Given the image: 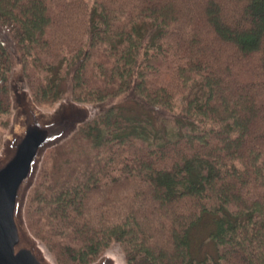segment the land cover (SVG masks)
I'll list each match as a JSON object with an SVG mask.
<instances>
[{"label": "trees", "instance_id": "obj_1", "mask_svg": "<svg viewBox=\"0 0 264 264\" xmlns=\"http://www.w3.org/2000/svg\"><path fill=\"white\" fill-rule=\"evenodd\" d=\"M16 63L39 106L106 104L27 198L57 264H264V0H0L4 125Z\"/></svg>", "mask_w": 264, "mask_h": 264}, {"label": "water", "instance_id": "obj_2", "mask_svg": "<svg viewBox=\"0 0 264 264\" xmlns=\"http://www.w3.org/2000/svg\"><path fill=\"white\" fill-rule=\"evenodd\" d=\"M12 124L0 151V264H55L29 231L24 207L43 157L106 104L60 100L51 112L34 101L24 73L10 77ZM93 264H120L104 255Z\"/></svg>", "mask_w": 264, "mask_h": 264}, {"label": "rangeland", "instance_id": "obj_3", "mask_svg": "<svg viewBox=\"0 0 264 264\" xmlns=\"http://www.w3.org/2000/svg\"><path fill=\"white\" fill-rule=\"evenodd\" d=\"M8 34V33H7ZM8 36H10V37H8L9 39H11V35H9L8 34ZM20 71H22L23 72V69H22V67L19 65V63H16V66L12 69V71H11V75L12 76H15L16 74H18V72H20ZM24 76H25V74H24ZM25 80H26V78H25ZM27 84V83H26ZM28 87V86H27ZM10 92V91H9ZM11 97V96H10ZM64 98H71L72 99V97H71V94L70 93H66L65 94V97ZM64 98L62 99V100H64ZM60 102V101H59ZM59 102H57L55 105H53V106H50V107H42V106H40L43 110H45V111H47V112H51L52 110H54V108L57 106V104L59 103ZM39 106V105H38ZM98 110H99V108L97 109H93L92 108V110H91V117L92 116H94V114L96 113V112H98ZM2 117H5V115L4 116H1L0 117V120H1V118ZM12 117H13V111H12V102H11V110H10V119H9V122L6 124V125H4L3 123H0V151L2 150V148H3V142H4V139H5V137L8 135V133L10 132V127H11V124H12ZM86 123V122H85ZM78 130V129H77ZM76 130V131H77ZM75 131V132H76ZM74 134V133H73ZM47 152V151H46ZM45 156V155H44ZM43 159H44V157H43ZM42 164V163H41ZM41 166V165H40ZM40 169V168H39ZM38 175V174H37ZM36 179H37V177H36ZM36 181V180H35ZM34 184H35V182H34ZM34 184L32 185V187L34 186ZM31 187V188H32ZM31 190V189H30ZM30 190H29V192H28V195H29V193H30ZM28 195H27V198H28ZM26 202H27V199H26ZM25 205H26V203H25ZM24 218H25V207H24ZM25 222H26V218H25ZM26 225H27V222H26ZM27 227H28V225H27ZM28 229H29V227H28ZM29 231H30V229H29ZM31 232V231H30ZM31 234H32V232H31ZM33 235V234H32ZM34 236V235H33ZM35 237V236H34ZM35 239L39 242V244L41 245V247L42 248H44L45 250H46V253H47V255L52 259V261L55 263V264H57V262H56V260H55V258L53 257V255H52V253L48 250V248L45 246V244L41 241V240H39L38 238H36L35 237ZM44 250V251H45ZM104 255H110V256H112L115 260L117 259V260H119V262L118 263H120V264H127V262H126V259H125V255H124V252H123V250H122V247H121V245L119 244V243H112L110 246H109V248H107L106 250H105V252H104V254L102 255V256H104ZM102 256H100V257H102ZM99 257V258H100ZM99 258L97 259V260H99ZM97 260H95L94 262H97ZM116 260V261H117ZM94 262H92L91 264H93Z\"/></svg>", "mask_w": 264, "mask_h": 264}, {"label": "bare ground", "instance_id": "obj_4", "mask_svg": "<svg viewBox=\"0 0 264 264\" xmlns=\"http://www.w3.org/2000/svg\"><path fill=\"white\" fill-rule=\"evenodd\" d=\"M44 249V248H43ZM45 250V249H44ZM45 252H46V250H45ZM117 260V259H116ZM118 262H119V260H117Z\"/></svg>", "mask_w": 264, "mask_h": 264}]
</instances>
